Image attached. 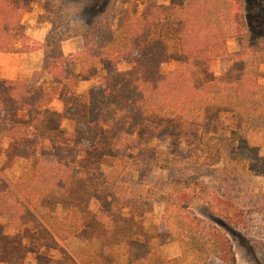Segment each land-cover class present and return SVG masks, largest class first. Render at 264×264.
Segmentation results:
<instances>
[{
  "label": "trees",
  "instance_id": "1",
  "mask_svg": "<svg viewBox=\"0 0 264 264\" xmlns=\"http://www.w3.org/2000/svg\"><path fill=\"white\" fill-rule=\"evenodd\" d=\"M22 5L0 0V52L34 50L18 31L26 9ZM243 32L241 0H191V4L183 5L153 3L146 6L141 17L128 14L115 27L97 23L88 35H82L83 48L74 54L64 55L61 50V42L68 38L65 33L49 36L42 46L46 48L44 70L61 86L62 117L72 126L73 140L68 146L38 149L29 130L37 129L45 114L39 108L42 87L0 79V142L13 141L18 159L36 160L31 163L36 164L32 166L35 170L22 173L12 188L0 191V219L20 231L31 212H38L47 201L68 198L55 214H40L42 217L33 221L44 239L53 244L66 242L89 225L96 226L102 233L105 253L89 264H206L212 257L222 264H234L228 241L184 214L187 208L182 200L187 197L183 189L187 186L171 179L170 189L163 196L160 235L136 240L130 236L134 228L133 233L122 234L128 224L98 216L101 208L93 215L88 212L86 202L91 197L83 191L76 193L85 172L74 159L81 147L94 146L103 129L113 132L116 148L142 151L148 146L137 136L139 132L161 123L203 127L210 116L222 110L243 123L260 120L264 129V75L260 81L258 74L261 62L248 63L226 49L227 40L239 38ZM116 33L121 34L120 40ZM93 35H98L97 40H91ZM173 51L178 54V66L165 73L161 66ZM215 59L220 74L205 82L200 67ZM119 62L130 67L119 71ZM96 67L103 71L100 81L78 91L75 81ZM20 113L25 114L27 123L20 122ZM198 150L200 165L219 163L216 136L201 134ZM128 165L118 157L106 178L121 175ZM115 179L100 182L115 187ZM113 210L109 205L107 212ZM171 242L177 243L178 255L164 260L160 247ZM67 259V264H75Z\"/></svg>",
  "mask_w": 264,
  "mask_h": 264
},
{
  "label": "rangeland",
  "instance_id": "2",
  "mask_svg": "<svg viewBox=\"0 0 264 264\" xmlns=\"http://www.w3.org/2000/svg\"><path fill=\"white\" fill-rule=\"evenodd\" d=\"M244 32L239 38L228 39L226 49L242 56L246 62L260 61L259 80L264 75V0H241ZM25 8H35L33 14L24 17L21 35L27 38L31 49H38V41L24 34L48 39L59 34L71 38L88 35L97 23L115 27L126 15L139 18L146 6L191 4V0H22ZM41 33V34H40ZM117 40L121 34H114ZM98 35L91 40H97ZM33 41H32V40ZM70 48L80 42H71ZM46 43H44L45 45ZM78 45V46H77ZM41 46V45H40ZM33 50V51H34ZM178 66V54L173 51L162 64V71L169 73ZM127 63H117L119 71L127 70ZM101 68L87 71L77 90L82 91L89 83L100 81ZM205 82L219 76V62L212 60L200 67ZM87 79V81H85ZM78 84V85H77ZM43 119L37 129L29 130V137L36 138L38 149H50L55 144L68 146L72 143L71 124L62 117L55 106L56 90L48 86ZM40 100V101H41ZM58 105V103H57ZM20 120V119H19ZM27 123L26 116L20 121ZM236 132L234 136L230 132ZM217 137L220 161L213 166L198 162V141L201 134ZM34 135V136H33ZM148 146L147 150L118 149L114 146V134L103 129L91 148L81 147L74 163L85 172L79 191L87 193V210L105 219L121 220L126 227L123 235L141 240L157 237L163 217V196L170 189L171 179L179 181L186 199L182 200L184 214L193 216L205 227L216 230L231 246L234 264H264V129L260 120L243 123L226 111H218L209 117L203 127L180 123H161L137 134ZM51 141L52 144H49ZM14 142H0V191L12 188L15 179L26 171L35 170L31 160L16 157ZM118 157L129 165L121 175L109 174ZM35 163V158L32 159ZM98 179H96V178ZM95 178V179H93ZM116 178V179H115ZM115 179V187L104 185L101 180ZM76 193L73 198L75 199ZM68 198L47 201L38 212H31L29 221L17 231L0 219V264H89L105 253L102 233L89 225L66 242L45 240L42 230L33 221L40 214H55ZM112 204L114 210L107 212ZM182 211V212H183ZM121 226V225H119ZM124 228V227H121ZM53 244V245H52ZM159 255L168 260L178 255L176 242L163 244ZM206 264H222L210 258Z\"/></svg>",
  "mask_w": 264,
  "mask_h": 264
},
{
  "label": "crops",
  "instance_id": "3",
  "mask_svg": "<svg viewBox=\"0 0 264 264\" xmlns=\"http://www.w3.org/2000/svg\"><path fill=\"white\" fill-rule=\"evenodd\" d=\"M14 1L18 2L19 4H23L22 0H14ZM22 6H24V4ZM33 13L36 12H35V8H33L32 6L24 10L18 28L19 33L22 29L24 17L29 16V14H33ZM24 34L38 41V45H39L38 49L27 53L0 52V79L22 81V82L33 83L35 85L41 86L43 89V97H42V99L44 98L43 101L45 100V97H47L46 96L48 92L47 87L52 86L53 89L56 90V94L54 95L56 98L55 101L56 104L55 106L48 105V109H50V107H56V109L57 108L59 109L61 106L60 111L62 112L63 108L60 100L61 86L52 82L51 75L44 70V58L46 54L45 52L46 48L42 46L44 45L46 38H39V37L35 38V36H32L28 31H25ZM77 41L80 42L79 47H75L74 49H71L70 44H73L71 42H77ZM60 47L64 55H70L80 52L83 48V39L81 42L80 38L78 39V38L68 37L67 39L61 42ZM39 108L43 111L44 109H47V108H42V100L39 103ZM24 116H25L24 113H20L18 118L22 120ZM5 140H8V142H13L9 139H4L2 141Z\"/></svg>",
  "mask_w": 264,
  "mask_h": 264
}]
</instances>
